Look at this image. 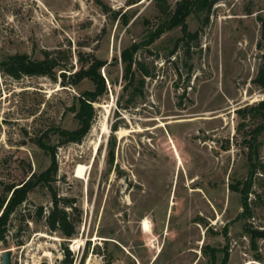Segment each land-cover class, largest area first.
<instances>
[{"label": "rangeland", "instance_id": "1", "mask_svg": "<svg viewBox=\"0 0 264 264\" xmlns=\"http://www.w3.org/2000/svg\"><path fill=\"white\" fill-rule=\"evenodd\" d=\"M177 1L0 0V60L57 61L52 76L0 69V197L3 184L48 167L38 138L57 162L51 189L36 186L10 215L0 252L11 250V264H222L225 251L224 264H264V130L253 166L244 143L263 117L238 111L264 100L253 81L264 0H214L185 17L193 36L176 25L154 37ZM133 44L125 81L121 52ZM81 57L106 62V88L82 139L61 143L55 129L78 127L71 108L96 87L72 84ZM52 191L72 200L59 204L76 224L71 236L45 222Z\"/></svg>", "mask_w": 264, "mask_h": 264}, {"label": "trees", "instance_id": "2", "mask_svg": "<svg viewBox=\"0 0 264 264\" xmlns=\"http://www.w3.org/2000/svg\"><path fill=\"white\" fill-rule=\"evenodd\" d=\"M214 0H178L176 2L175 8L171 11H168L167 8L162 9V14L165 16L164 19L159 24V27L154 32V37L158 36L164 30L169 29L173 26H181L184 36H193V33L187 31L185 17L192 11H202L209 10ZM261 22V40L264 42V15L259 16ZM137 44L131 45L130 48L123 49L121 52V60L124 62L123 74L122 77L125 79L132 78V69H131V55L137 49ZM264 50V46H263ZM81 64L80 68L71 73L73 78L72 84L75 85L82 81L83 79H88L93 82L95 90H85L81 93L78 98V108L76 110L75 104L71 108L74 112V117L77 120L78 127L74 129L66 128H56L55 131L61 141V143L67 142H78L82 139L84 133L88 130L91 124V118L93 116V106L92 103L96 101L97 95L105 90L104 79L99 72V68L102 65H105V61H101L97 58L93 59H79ZM116 60V59H115ZM57 65V61L54 58H49L45 56L43 59H33L26 54L14 53L3 55L0 60V69L14 77L20 76L21 74L25 75H53V68ZM62 76H65V72H61ZM253 81L258 84L264 91V62L261 63L257 76ZM257 107L258 114H260L263 120L253 128L248 135L249 138L245 139V145L247 146L248 160L249 164L252 163L251 155L254 142L257 136L262 130H264V100L258 102L256 106H249L244 108L243 111L246 113H251V111ZM245 115V114H244ZM37 144L44 149L46 153L50 155V163L47 168L40 172H31L29 176L17 184H3V197H0V238H4L7 232V222L10 218V215L13 211L26 200L27 195L31 192L36 186H46L51 189V181L54 178V174L57 171V162L53 154V147L50 143L45 142L42 138L37 139ZM253 166V163L251 164ZM241 201L243 210L240 212V216H245L248 212V204L246 201V190L240 191ZM64 202L69 206L72 204L71 199L61 198L57 195L55 191L51 192V207L45 216V222L47 226L53 231H60L65 236H71L75 233V222L69 218V214L62 208L59 207L60 202ZM75 208V207H74ZM40 213L42 208L40 207ZM258 233V232H256ZM255 233V234H256ZM264 236V232H261ZM228 252L225 251L222 264L227 260ZM66 263H70L71 260H66Z\"/></svg>", "mask_w": 264, "mask_h": 264}, {"label": "bare ground", "instance_id": "3", "mask_svg": "<svg viewBox=\"0 0 264 264\" xmlns=\"http://www.w3.org/2000/svg\"><path fill=\"white\" fill-rule=\"evenodd\" d=\"M107 130H108V128L105 127V132H107ZM178 159H179V163H181L180 157H178ZM85 169H86V165L82 164V163H79L77 165V167L75 168V175L78 176V177L82 176L84 174ZM140 225H141V228H142V230L144 232H149L150 231V222L148 221L147 218H143L141 220V222H140ZM74 243H75V246H78V244H81L82 241H81V239H78V238L74 237Z\"/></svg>", "mask_w": 264, "mask_h": 264}, {"label": "water", "instance_id": "4", "mask_svg": "<svg viewBox=\"0 0 264 264\" xmlns=\"http://www.w3.org/2000/svg\"><path fill=\"white\" fill-rule=\"evenodd\" d=\"M0 264H11V250L9 248L0 252Z\"/></svg>", "mask_w": 264, "mask_h": 264}]
</instances>
